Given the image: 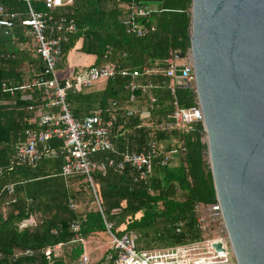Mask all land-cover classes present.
Wrapping results in <instances>:
<instances>
[{"label":"trees","instance_id":"16d2710c","mask_svg":"<svg viewBox=\"0 0 264 264\" xmlns=\"http://www.w3.org/2000/svg\"><path fill=\"white\" fill-rule=\"evenodd\" d=\"M70 1V5L54 11L52 22L48 23L51 28L66 19L77 28L62 44L57 69L71 51L92 56L93 63L88 67L101 65L106 54L112 65L133 71L144 66L166 68L168 58L189 49L191 0H162L160 10L150 20L155 32L143 38L127 34L121 24L126 5L132 0ZM30 6L35 12L45 11L42 0H30ZM0 7L4 14L15 16L12 27H0V166H4L14 147L25 140V130L37 129L40 115L57 109L50 106L41 89L32 86L35 78L44 76V63L34 52L32 38L26 34L28 28L22 25L28 19L27 3L0 0ZM148 80L156 86L150 90L155 101L152 103L140 90L130 101V84H146ZM104 81L103 89L69 91L65 97L72 117L79 120L95 109H103V118L108 120L111 103L116 104L110 138L117 155L98 153L92 160L105 162L110 157L117 162L120 154L147 152L154 144L157 154L152 157L151 175L139 180L138 173L130 167L120 173L112 169L105 174L94 171L93 193L85 175L61 176L65 162L63 141L51 138L47 144L54 156L0 175V191L13 184L15 199L4 209L0 205V264H76L83 247L71 230L74 222L79 224L78 234L85 242L106 233L105 220L112 224L113 234L131 233L137 251L202 240L194 206L214 203L202 123L169 130L163 127L170 122L173 101L181 108L195 105L193 89L177 86L172 96L161 75L131 79L116 74ZM2 83L8 89L25 84L32 87L10 94L9 90H2ZM174 150L178 151L174 160L161 167V157ZM71 203L75 210L69 209ZM113 210L119 213L114 215ZM30 219L33 224L25 226ZM58 245L59 255L44 254L47 248L52 250Z\"/></svg>","mask_w":264,"mask_h":264},{"label":"built area","instance_id":"2783aa9c","mask_svg":"<svg viewBox=\"0 0 264 264\" xmlns=\"http://www.w3.org/2000/svg\"><path fill=\"white\" fill-rule=\"evenodd\" d=\"M27 3L28 19L22 21V25L27 27L26 34L32 39L34 52L39 55L44 63V76L34 79L32 86L41 89L49 100L50 106L57 109L56 112L41 114L37 121V129L25 130V140L18 143L13 152L9 155L6 165L0 166V175L5 170H13L22 166H34L42 158L54 156L55 152L48 146V141L56 137L61 139L62 152L65 155V162L61 168V176L83 174L93 191L91 174L94 171L105 174L108 169L114 172H122L126 167H130L138 173L139 180H146L152 171V157L157 154V147L151 144L147 152L123 153L120 154V161L115 162L113 158H106L105 162L92 160V156L98 153H111L117 155L111 142L110 129L115 122L117 107L111 103L109 119L104 120V110L95 109L94 112L79 120L74 119L70 113L66 101V93H75L90 89L96 82L104 81L120 74L122 77L147 78L151 75H161L167 81V88L174 96L175 87L190 85L194 91V73L189 53L176 64L177 59L168 58L166 68H156L144 66L141 69L130 71L119 68L107 61L104 55L103 63L98 66H91L76 73L72 78L61 83L57 76V64L62 55V44L68 40V35L76 33L77 28L73 21L62 19L54 23L50 28L48 23L52 22V13L66 5H70V0H42L45 11L35 12ZM126 14L121 24L127 34L137 38L146 37L155 32V26L150 23L155 11L149 7L132 0L125 8ZM157 13V12H156ZM14 14H4L0 7V27H12ZM179 72V75H176ZM25 84L22 87L9 88L6 83L1 84L3 91L9 90L12 94L15 90H28L32 87ZM151 81L146 84H130L129 100L135 98V91L140 90L142 94L148 95L153 103L155 98L150 90L155 89ZM195 93V91H194ZM196 96V95H195ZM174 110L170 116V122L164 124V129H177L189 127L193 123H202V114L197 99L195 105L190 108L179 107L177 101H173ZM108 112V111H107ZM130 115L131 112L129 111ZM178 153L177 150L170 151L159 160L161 167L167 166ZM0 205L4 207L15 202L13 184L5 185L0 191ZM3 197V201L1 199ZM99 212L101 208L95 198ZM69 209L75 210L76 206L71 203ZM197 212L196 227L203 235L202 240L178 245L163 249L137 251L133 246V236L131 233H123L117 236L111 232L112 224L104 220L106 233L110 237L109 249L104 254L98 264H235L234 258L228 245L227 234L222 220L221 209L217 201L209 205L198 204L194 206ZM119 210H113L116 215ZM104 219V216L102 215ZM80 226L77 222L71 224V230L76 234V241L82 247L85 242L79 236ZM219 244L220 250L214 246ZM60 246H55L52 250L47 248L44 252L46 256L59 255ZM28 254V252H26ZM76 264H92L86 253L83 251Z\"/></svg>","mask_w":264,"mask_h":264},{"label":"water","instance_id":"95a60500","mask_svg":"<svg viewBox=\"0 0 264 264\" xmlns=\"http://www.w3.org/2000/svg\"><path fill=\"white\" fill-rule=\"evenodd\" d=\"M189 13L214 201L235 264H264V0H191Z\"/></svg>","mask_w":264,"mask_h":264},{"label":"crops","instance_id":"0c3cea01","mask_svg":"<svg viewBox=\"0 0 264 264\" xmlns=\"http://www.w3.org/2000/svg\"><path fill=\"white\" fill-rule=\"evenodd\" d=\"M135 1L139 2L142 5L149 7L150 9L155 11V13H156L161 8V1L162 0H135ZM92 63H93V57L92 56H87V55L81 54V53L76 52V51H71L67 54L66 60L61 64L62 66H60V68H59V69H64L65 67H69V68H71V70H68V71L62 73L61 75L57 74V76H58L59 80L72 78V76H74L75 73H78L83 69H86V67L90 66ZM99 64H101V63H99ZM104 82L105 81L96 82L90 89H95V90L103 89ZM31 224H33L32 219H30L24 223L25 226L31 225ZM92 240L93 239H91L89 241H85V245H87L89 243L92 244V242H91ZM99 243L101 244L102 242H99ZM103 244H105L107 246V249L103 252V254H106V251L109 249V245L106 243H103ZM103 256H102V258H103ZM102 258H101V260H102ZM90 260L93 263L99 262V261L94 262L93 259H91V256H90Z\"/></svg>","mask_w":264,"mask_h":264},{"label":"rangeland","instance_id":"374dc122","mask_svg":"<svg viewBox=\"0 0 264 264\" xmlns=\"http://www.w3.org/2000/svg\"><path fill=\"white\" fill-rule=\"evenodd\" d=\"M175 63L176 64L182 63V60H176ZM68 70H71V68L65 67L64 69H57V74L61 75L62 73L66 72ZM204 139L205 138H203V140ZM95 237L97 239H93L91 241L92 244L89 243L87 245H84V247H83V251L86 253L89 260H90V256H91V259H93L94 262L101 260L102 256L104 255L103 252L107 249V246L103 243H106L109 245V241H110V237H109L108 233L97 234V236H95ZM99 242H102V243L100 244Z\"/></svg>","mask_w":264,"mask_h":264},{"label":"bare ground","instance_id":"6f19581e","mask_svg":"<svg viewBox=\"0 0 264 264\" xmlns=\"http://www.w3.org/2000/svg\"><path fill=\"white\" fill-rule=\"evenodd\" d=\"M187 52H188V50H187ZM187 52L185 53V57L187 56ZM185 57H184V58H185ZM184 58H183V59H184ZM183 59H182V60H183Z\"/></svg>","mask_w":264,"mask_h":264}]
</instances>
